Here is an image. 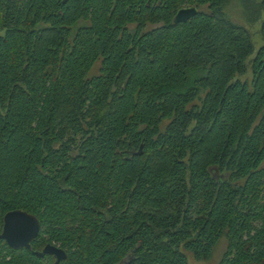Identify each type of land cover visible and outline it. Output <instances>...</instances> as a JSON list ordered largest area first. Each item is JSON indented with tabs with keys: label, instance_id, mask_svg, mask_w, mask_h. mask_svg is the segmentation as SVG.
<instances>
[{
	"label": "trees",
	"instance_id": "obj_1",
	"mask_svg": "<svg viewBox=\"0 0 264 264\" xmlns=\"http://www.w3.org/2000/svg\"><path fill=\"white\" fill-rule=\"evenodd\" d=\"M230 1L0 0V233L40 228L0 264H189L221 239L217 264H264V46L248 61Z\"/></svg>",
	"mask_w": 264,
	"mask_h": 264
},
{
	"label": "water",
	"instance_id": "obj_2",
	"mask_svg": "<svg viewBox=\"0 0 264 264\" xmlns=\"http://www.w3.org/2000/svg\"><path fill=\"white\" fill-rule=\"evenodd\" d=\"M197 14L196 7L181 8L176 11L173 22L175 24L184 23ZM39 229V224L33 216L23 211H11L3 217L0 240H3L9 248L29 250L30 242L38 236ZM32 253L37 258H42L45 255L53 256L55 259L53 264H60L66 258L65 252L52 244H47L41 251Z\"/></svg>",
	"mask_w": 264,
	"mask_h": 264
},
{
	"label": "rangeland",
	"instance_id": "obj_3",
	"mask_svg": "<svg viewBox=\"0 0 264 264\" xmlns=\"http://www.w3.org/2000/svg\"><path fill=\"white\" fill-rule=\"evenodd\" d=\"M253 2L257 3L259 0H253ZM250 0H244L242 3L240 0H231L229 4L225 8V13L230 18V20L236 24L243 26L250 34L253 51L248 58V61L255 56L257 50L264 46V36L261 32V25L264 20V12L250 10ZM202 11H205V8H201ZM96 69L92 71L91 74H95ZM252 73L250 69V65L247 66V71L244 76H236L234 80H239L241 82L251 83ZM226 248V242L224 239H221L216 247L213 250L212 256L208 261L197 262L194 261L193 258L187 254L189 264H217L220 260L222 253Z\"/></svg>",
	"mask_w": 264,
	"mask_h": 264
},
{
	"label": "flooded vegetation",
	"instance_id": "obj_4",
	"mask_svg": "<svg viewBox=\"0 0 264 264\" xmlns=\"http://www.w3.org/2000/svg\"><path fill=\"white\" fill-rule=\"evenodd\" d=\"M184 8H188V7H184Z\"/></svg>",
	"mask_w": 264,
	"mask_h": 264
}]
</instances>
